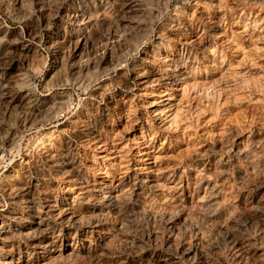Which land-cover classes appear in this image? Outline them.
<instances>
[{
  "label": "rangeland",
  "instance_id": "1",
  "mask_svg": "<svg viewBox=\"0 0 264 264\" xmlns=\"http://www.w3.org/2000/svg\"><path fill=\"white\" fill-rule=\"evenodd\" d=\"M263 223L264 0H0V264H264Z\"/></svg>",
  "mask_w": 264,
  "mask_h": 264
},
{
  "label": "bare ground",
  "instance_id": "2",
  "mask_svg": "<svg viewBox=\"0 0 264 264\" xmlns=\"http://www.w3.org/2000/svg\"><path fill=\"white\" fill-rule=\"evenodd\" d=\"M248 84V83H247ZM158 97V96H157ZM156 98V97H155ZM161 99V98H160ZM163 99V98H162ZM159 102V101H158ZM162 103V102H161ZM164 103V102H163ZM162 103V104H163ZM158 104V103H157ZM159 108V107H158ZM166 108V107H165ZM167 109V108H166ZM166 111V110H165ZM163 112V111H162ZM157 114V113H156ZM174 116V115H173ZM161 118V117H160ZM177 123V122H176ZM181 123V122H180ZM263 154V153H262ZM50 158V157H49ZM10 187V186H9ZM7 191H8V189H7ZM12 194V193H11ZM24 195V194H23ZM16 196V195H15ZM17 197V196H16ZM60 208V207H59ZM226 224V223H225ZM264 224V223H263ZM2 228V227H1ZM237 235V234H236ZM7 238V237H6ZM211 243V242H210ZM25 245V244H24ZM238 245V244H237ZM218 251V250H217ZM239 251V250H238ZM241 251V250H240ZM239 251V252H240ZM244 251V250H243ZM46 252V251H45ZM241 253V252H240ZM218 254V253H217ZM237 254V253H236ZM211 257V256H210ZM219 257V256H218ZM262 257V256H261ZM258 258V257H257ZM194 260V259H193ZM261 262V261H260Z\"/></svg>",
  "mask_w": 264,
  "mask_h": 264
}]
</instances>
